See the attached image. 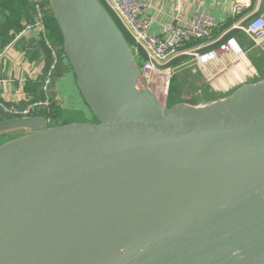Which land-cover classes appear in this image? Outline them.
<instances>
[{"label": "water", "instance_id": "1", "mask_svg": "<svg viewBox=\"0 0 264 264\" xmlns=\"http://www.w3.org/2000/svg\"><path fill=\"white\" fill-rule=\"evenodd\" d=\"M46 1L71 74L52 62L51 114L0 106V264H264V63L170 103L104 0Z\"/></svg>", "mask_w": 264, "mask_h": 264}, {"label": "built area", "instance_id": "2", "mask_svg": "<svg viewBox=\"0 0 264 264\" xmlns=\"http://www.w3.org/2000/svg\"><path fill=\"white\" fill-rule=\"evenodd\" d=\"M31 2L35 18L16 32L15 39L37 34L35 37H41L44 45L47 46L54 57L57 52L54 50L49 34L46 0H31ZM104 2L122 25L124 31L132 38L137 51H142V70L147 81L156 84L154 80L156 76L158 85L163 84L165 81L164 86L161 85L164 88V93H168V89L165 88L167 82L168 85L170 84L172 78L170 75H173L171 60L182 55L191 56L190 63L193 61V64L189 63V67L194 72H200L214 87H216L215 83L220 84V78L234 65L233 63L236 64L238 59L240 61L246 58V67L249 69L251 66L248 60V51L242 47L234 36L226 37L214 48L204 50L201 45H197L181 50L189 42L211 37L214 28L217 26V19L209 12L200 11L192 17L178 13L165 24L162 33H156L152 30V19L148 15L150 4L147 1L104 0ZM249 7L250 1L236 0L231 14L234 17L241 18L237 26L250 37L253 41V47L264 51V16L261 14L254 15V13L248 14L246 10ZM3 52H0V55ZM52 65L53 63L50 65V70L43 84V89L46 90L51 80ZM215 68L219 71H216ZM30 105L37 108L49 107L52 104L49 97L45 96L41 100L30 102ZM6 110L15 116L18 114L29 116L31 114L30 110L23 106H8Z\"/></svg>", "mask_w": 264, "mask_h": 264}, {"label": "crops", "instance_id": "3", "mask_svg": "<svg viewBox=\"0 0 264 264\" xmlns=\"http://www.w3.org/2000/svg\"><path fill=\"white\" fill-rule=\"evenodd\" d=\"M145 1L150 4L148 15L152 19V30L156 33H162L165 24L178 13L192 17L200 11H206L216 17L217 26L211 37L197 45H201L203 49L214 48L229 35H234L242 47L248 51L249 60L250 55L253 54L255 62L264 63L259 60H264V52L260 48L253 47L250 37L237 26L241 18L231 14L236 0ZM248 1H250V7L246 12L258 14L262 0ZM260 14L264 16V10ZM34 18L31 0H0V52L5 51L0 55V102L5 105L24 106L30 100L43 96L41 83L46 69L52 63V57L47 55L41 37L25 36L15 39L18 28H23ZM67 67L68 69L63 70L69 76L71 71L69 66ZM60 85V89H66ZM67 89L62 91L66 107L59 111L60 117L73 121L90 117L89 109L72 79L68 78Z\"/></svg>", "mask_w": 264, "mask_h": 264}, {"label": "rangeland", "instance_id": "4", "mask_svg": "<svg viewBox=\"0 0 264 264\" xmlns=\"http://www.w3.org/2000/svg\"><path fill=\"white\" fill-rule=\"evenodd\" d=\"M129 38L132 40L131 37ZM185 48L187 47L184 46L181 50ZM191 59L192 58L189 55H182L171 60L170 64L172 65L171 70L173 75H170L172 76V78L170 79V84L168 85L167 82L165 88L166 90L168 89L170 103L189 102L195 104L197 102L199 103L218 97L215 88L222 87L219 86L218 83H215L214 85L216 87H214L200 72L192 71V69L189 67ZM209 92L212 93L211 97H204V95Z\"/></svg>", "mask_w": 264, "mask_h": 264}, {"label": "bare ground", "instance_id": "5", "mask_svg": "<svg viewBox=\"0 0 264 264\" xmlns=\"http://www.w3.org/2000/svg\"><path fill=\"white\" fill-rule=\"evenodd\" d=\"M120 24V23H119ZM120 26L122 27V25L120 24ZM122 29H123V27H122ZM124 30V29H123ZM49 34H50V31H49ZM37 34H35V35H26V36H36ZM46 48H47V46L46 45H44ZM48 49V48H47ZM62 52V51H61ZM59 53L58 55H56V56H52V54H51V52H50V54H51V57H52V62L54 61V62H59L61 65H66V66H69L68 64H64L63 63V60H62V58H61V56H62V53ZM139 54H141V52H138ZM142 55V54H141ZM192 58V57H191ZM224 60H226V59H224ZM246 61H247V59L245 58V59H243V60H240L239 61V59H238V61L236 62V64L235 63H233L234 65H232L231 66V68L230 69H228L226 72H225V75L223 76V77H221L220 78V82H222V83H220L219 85L220 86H223L224 88H227V87H229L230 86V83L232 84V83H234L235 81H236V77L238 76V77H240L241 78V76H243V73L244 72H248V68L246 67ZM65 63H67V62H65ZM190 64H193V61H192V63H190ZM218 66H220V65H218ZM222 66H224L223 64H222ZM221 67V66H220ZM215 70L216 71H219V70H217L216 68H215ZM45 79H46V77H45ZM229 79H230V83H229ZM154 80H155V82H156V84L158 85V78H157V76L154 78ZM164 83H165V81L163 82V84H160V85H156L155 83L153 84V86L158 90V91H160L161 92V94H163L164 95V88L162 87V86H164ZM162 85V86H161ZM42 95L45 97H49V93H48V90H46V89H43V85H42ZM4 105V106H3ZM0 106L6 111V112H8L7 110H6V107H8L9 105H5L4 103H2V102H0ZM10 106H13V105H10ZM16 106H19V105H15V107ZM19 107H22V105L21 106H19ZM23 107H25V108H28L29 110H30V115L29 116H35V115H39V113H38V111H37V109L38 108H40V107H37V108H35V106H32V105H30V102L29 103H27L26 105H24ZM51 107H52V105H50L49 107H46V110H47V113L51 110ZM49 114H51V113H49ZM13 116H15V115H13ZM18 117H20V116H22V117H24V116H27V115H23V114H18L17 115Z\"/></svg>", "mask_w": 264, "mask_h": 264}, {"label": "trees", "instance_id": "6", "mask_svg": "<svg viewBox=\"0 0 264 264\" xmlns=\"http://www.w3.org/2000/svg\"><path fill=\"white\" fill-rule=\"evenodd\" d=\"M46 6L48 7V3H47V1H46ZM47 13H48V18H47V22H48V28H49V31H50V36L52 37V39H56L57 41H62V35H61V32H60V30H59V28H58V26H57V23L54 21V19H53V16H52V13H51V11H50V9H49V7H48V9H47ZM22 29V28H21ZM20 29V27L18 28V30H21ZM128 35V34H127ZM129 36V35H128ZM229 36H234V35H229ZM130 37V36H129ZM8 40V39H7ZM132 41V40H131ZM205 41V39H202V40H194V41H192V42H189L188 44H186L185 46L187 47V48H191V47H193V46H197V44L198 43H201V42H204ZM133 42V41H132ZM46 48V47H45ZM206 49H210V48H205L204 50H206ZM46 52H47V55L51 58V54H50V50L49 49H47L46 48ZM141 53H142V51H140ZM62 53V52H61ZM252 58L254 59V61H255V58H254V56H252ZM260 61H264V60H262V59H259ZM49 70H50V66L46 69V71H45V76L47 75V73L49 72ZM263 72H264V69H263ZM45 76L43 77L44 79H45ZM42 79V78H41ZM44 79L42 80V85L44 84ZM211 95H212V93H206L205 95H204V97H211ZM44 98V96H41V97H38V98H36V99H33V100H30L29 102H33V101H36V100H41V99H43ZM59 109V108H58ZM55 110H56V107H54V106H52L51 107V110L48 112V113H53V112H55ZM1 119V118H0Z\"/></svg>", "mask_w": 264, "mask_h": 264}]
</instances>
